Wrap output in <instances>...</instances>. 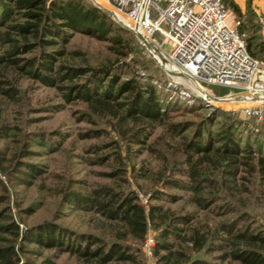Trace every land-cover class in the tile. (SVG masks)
Returning <instances> with one entry per match:
<instances>
[{
    "label": "rangeland",
    "instance_id": "obj_1",
    "mask_svg": "<svg viewBox=\"0 0 264 264\" xmlns=\"http://www.w3.org/2000/svg\"><path fill=\"white\" fill-rule=\"evenodd\" d=\"M88 1L131 34L127 47L121 48L126 56L116 53L106 40L72 32L65 46L68 55L64 63L97 67L117 61L114 73L120 81L132 78L149 82L163 103L177 109L163 125L153 130L144 144H136L122 134L134 124L121 127L110 110L67 97L63 87L44 85L7 69V77L1 78L9 83L0 84V194L6 197L0 208L9 210L21 235L29 228L51 223L70 232L129 246L135 261L119 264H160L154 254L160 232L156 220L147 218L143 237L129 233L118 238L117 233L126 229L107 220L94 208L93 198L104 188H110L134 195L146 212L156 205L167 215H192V225L200 235H205L206 240L196 251L182 245L191 258L204 259L210 264H240L232 258L223 260L229 249L224 241L227 234L223 227L236 222L237 228L248 226L251 232L264 231V184L257 166L250 160L245 164L248 161L245 159L233 177L224 171L236 166L215 164L214 158L198 168L205 172L194 179L189 176L193 164L186 160L183 142L184 137L192 136L194 124L201 117L218 108L241 123V143H245L248 136L258 138L264 149V121L246 114L253 107L255 98L245 94L242 87L203 84L194 87L187 77L171 74L151 47H145L120 18L108 10L124 16L119 0ZM229 10L230 21H241L240 32L245 37L256 36L252 51L264 63V52L259 46L264 39L256 31L255 14L242 13L239 17L230 7ZM249 17L253 19L250 23L247 22ZM163 27L167 28V25L163 24ZM154 40L161 42L162 36L156 33ZM163 48L169 51L170 42H164ZM33 53L24 56L30 57ZM85 79L86 76H81L73 83H83ZM198 92L207 98L211 96L209 99L220 100L208 104ZM192 106L197 109L187 111ZM174 122H181L187 129L181 135H174L169 128ZM119 168L123 170L118 172ZM173 180L179 183L175 186ZM194 184L200 187L199 192L193 189ZM153 191H162L174 198L152 199ZM198 198L206 200L205 207L199 204ZM148 237L154 241L151 255L144 250ZM170 241L174 240L170 238ZM16 245H23V251L18 254L19 264L23 261L84 264L74 255L56 248L24 243L22 236Z\"/></svg>",
    "mask_w": 264,
    "mask_h": 264
},
{
    "label": "trees",
    "instance_id": "obj_2",
    "mask_svg": "<svg viewBox=\"0 0 264 264\" xmlns=\"http://www.w3.org/2000/svg\"><path fill=\"white\" fill-rule=\"evenodd\" d=\"M222 1L228 9L230 7L242 17L233 0ZM252 20L250 17L247 22L250 23ZM257 22L256 31H259L260 22ZM241 26L240 21L239 32ZM72 32L106 40L116 53L125 56L126 53L121 51V48L127 47L128 36H131L88 0H0V84L9 83L7 79L1 77H7V69H10L44 85L63 87L67 97L78 98L89 105L110 110L116 124L121 127L134 124V127L126 128L122 134L136 144H144L153 130L163 125L164 120L177 108L171 109L169 103H163L149 82L132 78L120 81L114 73L117 61L100 64L97 67L64 63L68 55L65 46ZM243 37L247 50L254 56L252 45L256 36L245 37L243 34ZM259 46L260 51L264 52V43H260ZM29 52L34 53L30 57H25L24 55ZM81 76H86L83 83H73ZM65 82L69 83L61 85ZM196 109L192 106L187 108V111L192 112ZM182 125L184 124L181 122H174L169 124V128L174 135H181L187 129ZM240 128L241 123L238 119L218 108L201 117L194 124L192 136L184 137L186 140L183 142V151L187 156V162L193 164L189 176L196 179L195 176L205 172H200L198 168L215 158V164L220 162L224 167L235 165V168L229 170L227 168L224 171L235 177L238 165L248 159L244 161L245 164L249 160L254 161L261 183L264 184V149L261 140L248 136L246 142L241 143L243 138L239 135ZM121 170L123 169H117L118 172ZM173 182L175 186L179 183L174 180ZM192 187L195 191H200L197 184ZM163 197L174 198L162 191L152 192V199ZM5 198L4 194H0V205ZM197 201L205 207L206 200L198 198ZM92 202L94 208L104 218L126 229L117 233L118 238H124L129 233L143 237L147 228V218L153 222L156 220L160 232L154 254L160 264H210L204 259L191 258L188 251L182 247L188 245V249L200 250L206 240L205 235H200L192 225L194 221L192 215H167L162 207L156 205H152L146 212L137 203L134 195L112 191L110 188H104ZM237 226L234 222L223 227L227 234L224 241L229 247L223 255V260L232 258L240 264H264V231L251 232L248 226L244 228ZM182 232L184 234H181ZM21 236L24 243L56 248L59 252L74 255L84 264H119L135 261L127 245L105 242L93 235L70 232L51 223L29 228L21 235L19 225L12 219L9 210L1 207L0 264H19L18 254L23 251V245H16V241ZM170 238L174 241L171 242ZM23 262L20 264H36Z\"/></svg>",
    "mask_w": 264,
    "mask_h": 264
},
{
    "label": "built area",
    "instance_id": "obj_3",
    "mask_svg": "<svg viewBox=\"0 0 264 264\" xmlns=\"http://www.w3.org/2000/svg\"><path fill=\"white\" fill-rule=\"evenodd\" d=\"M119 2L124 11L123 25L142 43L147 40L161 61L173 65L179 73L167 69L171 74L187 77L194 87L196 81L199 87L203 84L244 88L245 94L255 98L246 114L264 121V63L247 50L239 32L240 21H230L231 11L222 0ZM156 33L162 36L161 42L154 40ZM166 41L171 44L169 51L163 48ZM153 242L151 237L145 240L147 255L152 254Z\"/></svg>",
    "mask_w": 264,
    "mask_h": 264
},
{
    "label": "crops",
    "instance_id": "obj_4",
    "mask_svg": "<svg viewBox=\"0 0 264 264\" xmlns=\"http://www.w3.org/2000/svg\"><path fill=\"white\" fill-rule=\"evenodd\" d=\"M233 1L238 6L241 13L255 14L256 21L260 22V29H259L260 37L264 39V0H233Z\"/></svg>",
    "mask_w": 264,
    "mask_h": 264
},
{
    "label": "bare ground",
    "instance_id": "obj_5",
    "mask_svg": "<svg viewBox=\"0 0 264 264\" xmlns=\"http://www.w3.org/2000/svg\"><path fill=\"white\" fill-rule=\"evenodd\" d=\"M108 10L115 16V17H119L120 19V21L123 23L124 21H125V18H124V16L123 15H121V14H119V13H117V12H115L114 10H110V8H108ZM119 10V9H118ZM113 11V12H112ZM151 47V46H150ZM151 49L153 50V53L156 55V56H158L157 54H156V51H155V49L153 48V47H151ZM163 64H164V66L168 69V70H171V71H173L172 73H174V72H176L175 70H174V66L173 65H170V64H167L166 62H163ZM190 82H192L191 80H190ZM198 86V85H197ZM247 95H250L251 97H253V95H251V94H249V93H247ZM210 100V99H209ZM211 101H213L212 99H211Z\"/></svg>",
    "mask_w": 264,
    "mask_h": 264
},
{
    "label": "water",
    "instance_id": "obj_6",
    "mask_svg": "<svg viewBox=\"0 0 264 264\" xmlns=\"http://www.w3.org/2000/svg\"><path fill=\"white\" fill-rule=\"evenodd\" d=\"M129 29V28H128ZM131 30V29H130ZM132 31V30H131ZM133 32V31H132ZM134 33V32H133ZM143 41V43L146 45L145 47H147V46H151V44L147 41V40H142ZM195 84L196 85H198V83L195 81ZM198 96L200 97V98H202L204 101H206V102H208V104H212V102L214 101V100H220V99H218V98H214V97H212V98H214L213 99V101H211V99L209 100V97L207 98V97H205L202 93H200V92H198Z\"/></svg>",
    "mask_w": 264,
    "mask_h": 264
}]
</instances>
